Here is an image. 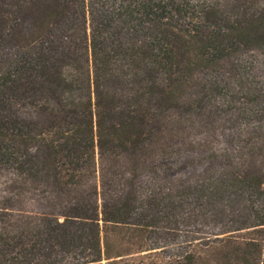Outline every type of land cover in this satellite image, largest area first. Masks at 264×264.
Returning <instances> with one entry per match:
<instances>
[{
    "label": "trees",
    "instance_id": "16d2710c",
    "mask_svg": "<svg viewBox=\"0 0 264 264\" xmlns=\"http://www.w3.org/2000/svg\"><path fill=\"white\" fill-rule=\"evenodd\" d=\"M0 264H264V0H0Z\"/></svg>",
    "mask_w": 264,
    "mask_h": 264
}]
</instances>
